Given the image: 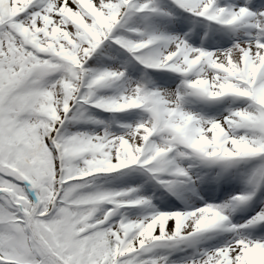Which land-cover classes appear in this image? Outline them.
Returning a JSON list of instances; mask_svg holds the SVG:
<instances>
[{"label":"snow or ice","instance_id":"snow-or-ice-1","mask_svg":"<svg viewBox=\"0 0 264 264\" xmlns=\"http://www.w3.org/2000/svg\"><path fill=\"white\" fill-rule=\"evenodd\" d=\"M0 264H264V0H0Z\"/></svg>","mask_w":264,"mask_h":264}]
</instances>
